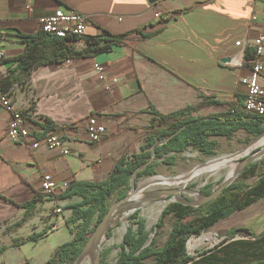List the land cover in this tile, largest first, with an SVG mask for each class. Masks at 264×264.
<instances>
[{
  "label": "crops",
  "instance_id": "1",
  "mask_svg": "<svg viewBox=\"0 0 264 264\" xmlns=\"http://www.w3.org/2000/svg\"><path fill=\"white\" fill-rule=\"evenodd\" d=\"M27 3L32 10L25 8ZM59 7L89 16L84 36L106 31L124 35L122 43L93 56L37 64L28 72H20L17 62L11 60L24 50L17 33H36L39 17ZM263 7L264 0H0V45L6 59L0 62V81L9 73L14 79L0 94L6 93L13 108L28 115L36 137L46 132L40 123L48 119L67 138L69 148L64 154L59 149L44 145L33 148L30 141L10 139L5 132L12 115L0 106V247H4L0 264H7L3 255L10 250L39 249L42 240L61 228L65 230L61 241L73 237L77 222L65 221L72 214L67 205L81 200L78 195L57 200L44 196L25 222L15 227L25 212L21 205L36 193L44 194V173H50L58 186L71 181H104L122 155L141 151L145 128L157 119L150 107L168 114L207 98L230 106H203L191 116L241 109L246 94L243 79L255 58ZM164 11H171L172 17L166 20L156 16ZM239 40L246 42L250 59L245 58V52L241 54L243 46L235 44ZM74 46L80 49L85 43L80 39ZM258 60L264 63V50ZM94 61L117 81L100 80L92 66ZM259 81L264 86V75ZM91 115L106 128L98 142L70 129L71 123ZM237 132L248 136L243 129ZM218 137L226 138L209 139ZM57 207L62 210L57 212ZM47 226L51 228L43 237L13 245L14 239ZM63 242L49 248L41 264ZM25 262L31 264L29 258L20 264Z\"/></svg>",
  "mask_w": 264,
  "mask_h": 264
},
{
  "label": "trees",
  "instance_id": "2",
  "mask_svg": "<svg viewBox=\"0 0 264 264\" xmlns=\"http://www.w3.org/2000/svg\"><path fill=\"white\" fill-rule=\"evenodd\" d=\"M17 36L24 44V50L21 54L12 57L11 60L17 62L16 69H19L20 72H28L37 64L62 62L70 58L93 56L109 51L113 45L121 44L124 39V35H113L106 31L101 35H89L83 38L58 37L43 31L41 28L33 34L18 32ZM80 39L84 41L85 46L78 49L74 46V43ZM245 58H251L248 49L245 51ZM5 60L3 56L0 62ZM13 81L14 79L10 77L9 73L1 79L0 90L2 92L7 91ZM213 104L230 106L229 103L206 98L197 105L168 114L159 113L153 107H150V112L157 116V119H153L145 128L144 144L140 152L122 155L115 162L108 177L102 182L71 181L59 193H36L31 200L21 205L25 207V212L15 223V227L21 226L25 222L36 204L45 200L44 196L53 200L70 198L74 195L81 196V200L67 205L72 214L65 221L67 224L80 222L78 228L74 231L70 240L63 242L54 249L45 264L73 262L96 224L108 210L110 197L116 191L130 186L133 170L149 159L151 146L156 140L169 136L179 127L185 125L168 142L155 147V159L137 173L135 177L136 184L141 177L155 174L157 159L161 158L163 163L173 165L175 156L172 153L183 152L191 147L202 154L214 155L218 142L216 139H209L210 136L231 138L237 131L243 129L248 133V136L255 137L264 131V114H252L244 111L242 107L241 109L234 108L232 113L205 117L190 115L191 112L197 111L203 106ZM40 126L46 132L56 129V125L48 119H43ZM257 165L256 162L248 163L243 173L253 171ZM191 185H194V183ZM211 186V183H205L200 187V191L205 195L209 194L212 190ZM233 189H237L243 195L240 198L231 196L230 192ZM262 197H264V170L258 173V179L255 183L232 182L216 198L205 204L192 206L173 201L163 209L161 217L156 223V226H161L162 218L166 214L172 213L175 216L167 239L158 248L154 247V239L149 240L150 231L146 228L145 220L139 217V209H137L130 214L129 218L132 220V224L127 227L123 234L121 251L114 264H198V259L187 252L186 241L188 237L202 233L218 221L249 206ZM60 210L62 208L57 207V212ZM95 216L96 220L92 226ZM50 228V226H47L25 238H16L13 240V245L17 246L25 241L37 240L46 235ZM241 230L252 235L253 241L251 244L254 242H258L260 245L264 244V230L256 234L248 227H231L226 235L233 237ZM112 232L113 226H109L105 233L106 238L111 237ZM235 242L237 244L241 243V241ZM3 250L4 247H0V254ZM209 252V254L213 253L211 250ZM108 253V248L101 251V264L106 261ZM206 253L207 251L201 253V258H204ZM245 255H247V261L244 264H264V247H253L251 251H246ZM23 264H26V262ZM226 264L241 263L234 260Z\"/></svg>",
  "mask_w": 264,
  "mask_h": 264
},
{
  "label": "rangeland",
  "instance_id": "3",
  "mask_svg": "<svg viewBox=\"0 0 264 264\" xmlns=\"http://www.w3.org/2000/svg\"><path fill=\"white\" fill-rule=\"evenodd\" d=\"M254 139V136H246L243 132H236L231 138L218 137V145L215 149L214 155H205L200 151L189 147L183 152L174 153L175 162L173 165H168L162 162V159H157L155 166V174L150 176H143L139 179L137 187L139 190L135 193L139 197H144L147 192L160 189V188H176L183 187L185 182L178 183H163L162 179L179 177L187 174L196 165L211 161L213 159L235 153L244 148L250 141ZM261 140V139H259ZM264 148L263 144L257 146H251L246 153L252 154L259 148ZM242 156L232 159L231 161L238 164ZM258 165L256 168L247 173L241 172L234 180V182L242 181L246 184H253L258 179V173L264 170V155L260 158L252 161ZM227 177V171H214L211 168H204L201 172H197L186 184L187 187L192 188L195 191H200V187L205 183H211L212 189L219 186L224 178ZM194 183V185H191ZM130 191V186L122 188L116 191L109 199V205H113L118 200L123 198ZM201 192V191H200ZM202 193V192H201ZM231 196L240 198L243 193L237 189H233L230 192ZM190 200L197 199L198 197L191 193H184ZM134 198V196H133ZM175 201V197L161 196L155 200L143 202L139 208V217L143 218L146 223V228L150 231L149 240L154 239V247H160L167 239L172 223L175 216L172 213L166 214L162 218V225L156 226V223L161 217L163 209L171 202ZM117 209L116 212L119 211ZM134 211L125 210L117 215H114L109 226H113L112 236L109 238L104 237L100 250L108 248L109 253L106 261L103 264H114L116 258L121 251V243L123 240V234L127 227L132 224V220L129 218L130 214ZM96 220V216L93 219L92 226ZM80 222L74 224V229H77ZM246 226L254 231L256 234L261 233L264 230V197L258 199L250 207L242 212H235L231 216H228L202 233H212L215 238L212 241H208L202 244L192 245L190 239L198 237L200 234H193L188 237L186 241L187 252L198 259V264H226L231 263L234 260L241 264H244L247 260L245 255L246 251H251L253 247H264L258 242L253 241L252 235L244 230L238 231L233 237L227 236V232L231 227H244ZM135 226V225H134ZM92 233V232H91ZM90 233V234H91ZM65 230L61 228L57 233L53 234L47 239L40 242L39 249L29 251L26 249H13L10 252L3 255V259L7 264H20L25 258L31 260V264H41L42 260L47 257V251L52 246H56L59 242L64 240ZM235 241H241L236 243ZM254 245V246H253ZM213 253L209 254V251ZM207 251L204 258H201V253ZM95 257V252L85 256L80 264H92ZM101 259V256H100ZM73 262L61 263L72 264ZM101 264V261H100Z\"/></svg>",
  "mask_w": 264,
  "mask_h": 264
},
{
  "label": "built area",
  "instance_id": "4",
  "mask_svg": "<svg viewBox=\"0 0 264 264\" xmlns=\"http://www.w3.org/2000/svg\"><path fill=\"white\" fill-rule=\"evenodd\" d=\"M27 10H32L30 3L25 5ZM173 13L171 11H164L163 13H156L157 17L162 19H170ZM255 18V15L252 16ZM89 21V16L74 9H63L61 7L55 9L52 13L39 17L40 28L58 37H72L82 38L85 34L86 25ZM236 45H242L241 54H244L246 42L236 41ZM264 50V7L262 19L259 23V32L257 34L254 55L249 74L244 77L243 81L246 85V94L243 99L242 108L244 111L256 114H264V86L260 83L259 77L264 75V63L258 60V56ZM4 56L3 50L0 45V59ZM93 68L97 76L102 81L111 80L113 83L117 81L116 77H109L106 68L94 61ZM0 106L11 112L12 118L5 134L12 140L17 141H30V145L36 148L44 145L49 149H59L62 153H69L67 147V138L60 134L57 130H50L43 132L40 136L36 137V128L31 126L27 114H23L13 108L10 98L6 93L0 94ZM70 129L75 134L84 133L92 142L101 140L106 132L105 125L98 122L97 118L93 115L85 119L75 121L70 124ZM68 184L62 186L56 185L51 178L50 173H44L41 176V187L44 193L54 194L63 191Z\"/></svg>",
  "mask_w": 264,
  "mask_h": 264
},
{
  "label": "water",
  "instance_id": "5",
  "mask_svg": "<svg viewBox=\"0 0 264 264\" xmlns=\"http://www.w3.org/2000/svg\"><path fill=\"white\" fill-rule=\"evenodd\" d=\"M149 2H155L157 0H148ZM185 125H182L179 127L175 132L170 134L167 137H163L161 139H158L154 142V144L151 146V153L149 159L141 164L138 165L131 174L130 179V191L120 200H118L113 205L109 206L106 213L103 215L101 220L96 224L95 228L93 229L92 233L88 236L87 241L83 245L80 253L78 256L74 259L72 264H80L81 260L91 254L92 252H95V257L92 264H100V256H101V245L102 241L105 237L106 230L108 228V225L110 224L112 218L114 215H117L121 212H124L125 210L135 211L140 208L141 204L146 201L155 200L161 196H169V197H175V201L181 202L184 204L192 205V206H199L202 204H205L207 202H210L214 198H216L224 188H226L228 185H230L232 182H234L235 178L244 171L245 167L248 163L260 158L264 155V148L261 147L257 151H254L252 154L243 155L240 159V161L237 164L236 170L233 173L232 176L226 177L223 179V181L217 186L216 188L212 189L209 194H203L200 191H195L190 187H187L186 185L182 188H160L155 189L152 191H149L146 193L144 197H141L139 200L132 199L135 191L137 190V184L135 181V177L137 173L141 170H143L149 163H151L155 159V147L157 145L163 144L168 142L169 139H171L178 131L183 129ZM264 135V131L260 133L259 135L255 136L252 141H250L246 146L251 144L252 142H255L257 139H259L261 136ZM245 146V147H246ZM244 147V148H245ZM242 148L241 150H243ZM240 151V150H239ZM238 152V151H237ZM236 153V152H235ZM234 154V153H231ZM229 155V154H228ZM193 170V168L191 169ZM186 192H191L195 194L198 198L194 200H190L187 196L184 195ZM119 209L118 212L117 209Z\"/></svg>",
  "mask_w": 264,
  "mask_h": 264
},
{
  "label": "bare ground",
  "instance_id": "6",
  "mask_svg": "<svg viewBox=\"0 0 264 264\" xmlns=\"http://www.w3.org/2000/svg\"><path fill=\"white\" fill-rule=\"evenodd\" d=\"M259 139H261V140H259ZM259 139H257L255 142H252L251 144L246 146L243 150H240L234 154L225 155V156L213 159L211 161L198 164L193 168V170H191L190 172H188L187 174H185L183 176L173 177V178H165V179H162L161 182H163V183L185 182V185H186L187 182L197 172H201L204 168H211L212 170L217 171V172L222 171V170H226L227 171V177H230L233 175V173L235 172L236 167H237V163H235L231 160L234 158L243 156V155L250 154V153H246L248 148L251 146H257L258 144L259 145L263 144L264 143V135L261 136ZM178 188H182V187H178ZM139 189L140 188L138 187L137 190L135 191V193ZM135 193L133 195L134 198H132V199L139 200L141 197H139V195L135 196ZM214 238H215V235L212 233H202L198 237L190 239V241H191L192 245H197V244H202V243H205L208 241H212Z\"/></svg>",
  "mask_w": 264,
  "mask_h": 264
}]
</instances>
